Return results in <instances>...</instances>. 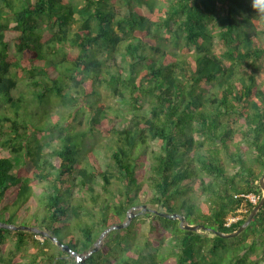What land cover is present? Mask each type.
I'll return each mask as SVG.
<instances>
[{
  "label": "trees",
  "instance_id": "trees-1",
  "mask_svg": "<svg viewBox=\"0 0 264 264\" xmlns=\"http://www.w3.org/2000/svg\"><path fill=\"white\" fill-rule=\"evenodd\" d=\"M263 63L251 0H0V223L47 232L0 226V264H264V205L214 233L264 194Z\"/></svg>",
  "mask_w": 264,
  "mask_h": 264
},
{
  "label": "rangeland",
  "instance_id": "rangeland-1",
  "mask_svg": "<svg viewBox=\"0 0 264 264\" xmlns=\"http://www.w3.org/2000/svg\"><path fill=\"white\" fill-rule=\"evenodd\" d=\"M68 2L71 3V4L79 5L80 7H82L84 5V0H68ZM166 45H167V43H166ZM166 45H165V48H166ZM263 66H264V63H263ZM256 79H257V82L259 84H262L264 82V73L262 72V73L258 74L257 77H256ZM31 87H32L31 84H29L26 81H23V82H21L19 84V87L16 90L13 91V95L15 97H18L22 92H24V94H26L28 97H31V94L29 93V90L31 89ZM101 93L103 95H106L107 94V92H106V90L104 88L101 89ZM102 97L106 100V102H108L109 104H112V100L113 99L111 97H107V98L104 97V96H102ZM43 108H46L47 109V114L46 115L35 116V117H33L34 120H38L40 122L41 121L40 120L41 117H46L47 115H49L53 120L58 119V117H60L59 120H61V119L64 120V115H67V113L65 112V109H64V107H63V105L61 103H55L54 101H52L51 103L46 104V106H43ZM121 108L124 109L125 107L122 105ZM148 111H149V109H146V110L144 109V110H141L139 112H135V114L148 115V113H149ZM129 115L130 116H133V112L128 113V116ZM39 122H37V123H39ZM67 123H70V121H68ZM127 124L128 123H124L122 121H119L118 123H116V128L119 129V130L125 129V128L128 127ZM86 127H87V125H86L85 122H83L81 125H79V124L76 123V125L74 126V128H76L77 130H86L87 129ZM76 136L77 137H80L79 134H77ZM32 138H35V137L33 136ZM46 139L48 141H55V142H52L54 144V146H58V144H59V138H58V135L57 134H51V133H49V135H46ZM108 139L109 138L102 137V136H99V137H95L94 138L91 135H89L87 137V139H86V142L87 143H93V142H96L97 143V145H96V147L94 149V153L99 158L101 164H104L106 162V158H105V153H106V151H105V144L108 141ZM1 152H3V148L2 147H0V153ZM146 153L149 156V150L148 149H147ZM18 165H19V163H18ZM16 171L17 170L15 169L13 172H16ZM36 191L38 193L42 191L41 185H38L36 187ZM75 196L76 197H80L81 195H80V193L78 191H75ZM141 209H143V204H140L137 207H134L132 209V212H134L136 214ZM242 212H244V210H242ZM148 229H149V225H148V223H145L142 226L141 237H146L148 235ZM38 238H40V237L38 236ZM105 241H106V238H104L103 241L99 244V248H101L104 245ZM10 245H12V243ZM146 250L147 251H153V249H151V248L150 249H146ZM71 255L74 256L75 258H77L76 256L79 255V254H74L72 252ZM80 256L83 257V258H86L88 256V254H82Z\"/></svg>",
  "mask_w": 264,
  "mask_h": 264
},
{
  "label": "water",
  "instance_id": "water-1",
  "mask_svg": "<svg viewBox=\"0 0 264 264\" xmlns=\"http://www.w3.org/2000/svg\"><path fill=\"white\" fill-rule=\"evenodd\" d=\"M260 183H261V187H262V190H263V193H264V174L260 180ZM264 205V194L260 200V202L253 208V210L251 211V213L249 214L248 218L246 219V221L235 231L233 232H230V233H222V232H218V231H215L214 233L216 235H219L223 238H231V237H235L237 235H239L241 232H243L248 226L249 224L253 221L254 217L257 215V213L259 212V210L262 208V206ZM147 210V206L146 205H143V212H145ZM154 213L160 215V216H164V217H167L169 219H179L180 220V225L182 228L184 229H190V230H193V231H200V230H205L206 232H210L211 229L210 228H204V227H200L199 225H194V224H189L186 222V219L184 216L178 214V213H174V214H170V213H167V212H162V211H158V210H155V209H151ZM136 214L132 211H130L129 215H128V218L127 220L118 225L117 227H113V228H118V229H121L125 226H127L129 223H130V220L133 216H135ZM0 226L4 227V228H12V229H15V230H21V229H26V230H30V231H33V232H38V233H42V234H47V232H44V231H41L37 228H34V227H28V226H20V225H7L5 223H0ZM109 232V229L106 230L105 232H103L100 236V239L99 241L95 244V247L94 249L91 251V252H96L99 248V244L103 241L104 239V236L105 234ZM56 241L57 239L54 238ZM59 246H61L63 248V250L65 252H71L72 250L69 248L68 245H65L61 242H57ZM83 257H81L82 259Z\"/></svg>",
  "mask_w": 264,
  "mask_h": 264
},
{
  "label": "clouds",
  "instance_id": "clouds-1",
  "mask_svg": "<svg viewBox=\"0 0 264 264\" xmlns=\"http://www.w3.org/2000/svg\"><path fill=\"white\" fill-rule=\"evenodd\" d=\"M251 8L257 15H259L261 18H264V0H251ZM76 257H77V260H81L80 255H77Z\"/></svg>",
  "mask_w": 264,
  "mask_h": 264
},
{
  "label": "built area",
  "instance_id": "built-area-1",
  "mask_svg": "<svg viewBox=\"0 0 264 264\" xmlns=\"http://www.w3.org/2000/svg\"><path fill=\"white\" fill-rule=\"evenodd\" d=\"M248 197H249V199H250L253 203H257V201H258V199H259V198H258L257 196H255V195H249ZM239 218H240V217H231V218L229 219L227 225H230L231 222H234V221L238 220Z\"/></svg>",
  "mask_w": 264,
  "mask_h": 264
}]
</instances>
